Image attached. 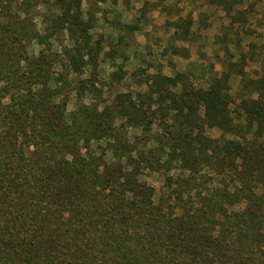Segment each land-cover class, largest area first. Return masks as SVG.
Instances as JSON below:
<instances>
[{
  "label": "trees",
  "instance_id": "trees-1",
  "mask_svg": "<svg viewBox=\"0 0 264 264\" xmlns=\"http://www.w3.org/2000/svg\"><path fill=\"white\" fill-rule=\"evenodd\" d=\"M54 1L42 33L28 8L16 20L0 6V264H264V74L252 78L231 42L238 60L227 46L226 70L212 66L206 86L188 83L187 71H142L144 88L101 104L99 60L126 63L119 30L139 28L115 27L104 46L81 0ZM207 1L227 19L226 36L247 20L243 0ZM175 17L169 48L187 58L177 43L192 40L193 20ZM61 32L69 46L57 53ZM119 69L109 84L123 79Z\"/></svg>",
  "mask_w": 264,
  "mask_h": 264
},
{
  "label": "rangeland",
  "instance_id": "rangeland-1",
  "mask_svg": "<svg viewBox=\"0 0 264 264\" xmlns=\"http://www.w3.org/2000/svg\"><path fill=\"white\" fill-rule=\"evenodd\" d=\"M42 2H45V4L43 5ZM25 4L27 6H23ZM59 4L54 0H0V6H5L13 14L15 13L16 20L23 19L24 16L21 10H23L22 8H28L40 33L43 32L42 24L44 20L42 16L48 10H58L56 6H59ZM89 5V0H81L83 11L88 10L93 15V18L90 15L88 16L90 22L94 25L91 31L93 39H98L104 46H106V40L110 36L116 35L118 32L116 29L119 26L133 24L139 28L135 32L134 30H119V34L123 36V39L128 41V47L125 50L128 56L126 63L122 64L120 58H116L113 62L103 61V58L99 60L96 87H100L102 91L99 100L101 104L110 103L116 94L144 88V86L140 87L138 85L139 79L142 80L145 75L142 71L148 73L159 71L167 76L187 71L188 83L196 86H206L202 85L205 83L203 80L211 74L210 68L212 66L214 68L213 72L226 70V64L222 61L226 62L228 59L224 55L227 46L229 52L234 53L232 60L234 62L238 60L237 52L230 45L231 42L236 43L239 49L241 47L243 52H246L248 58H250L246 61L245 70L252 78H255L258 74H264V65H262L261 59L257 60L260 57L258 56L259 52L261 54L260 49H264V26H260L264 22V0H243L237 7L244 10L247 20L234 24L229 29L228 36L223 33L228 22L227 19L222 16L218 7L209 4L207 0H102V2L92 1ZM98 6L100 9H97ZM142 14H144V17H142ZM187 15L192 17L191 30L194 35L190 37L192 40L187 43H177V45L186 49V53L189 54V57L186 58L173 54L169 48L173 40L170 37L172 30L169 28L168 21L175 19V16L186 17ZM223 25L225 27H221ZM115 27L116 29H114ZM57 41L61 45L58 46ZM51 42L52 50L57 53L62 51V46H69L63 32L57 34L51 39ZM30 49L37 57L40 49L39 45L33 44ZM105 50H108V48L105 47ZM251 57H255L254 61ZM119 66L122 68L119 73L124 76L123 79L118 83L109 84L108 74L120 70ZM21 69L24 70L25 67L22 65ZM138 74L141 75L138 76ZM133 75L137 77L133 78ZM82 78L89 80L88 67L85 68ZM99 79H101V83H99ZM239 80L240 78L235 76L230 79V94L235 100H237ZM88 88H91V85ZM91 98L92 96L86 92L83 102L88 104ZM73 107L74 101L72 100L68 103L67 111L73 109ZM120 122L121 119H116V123ZM127 132L131 141L136 139L142 144L144 143L146 137L140 129L131 128L127 129ZM207 134L210 137H219V131L216 129L208 130ZM144 179L149 185L154 186L157 190L159 189L161 178L158 175L151 174L146 170Z\"/></svg>",
  "mask_w": 264,
  "mask_h": 264
}]
</instances>
